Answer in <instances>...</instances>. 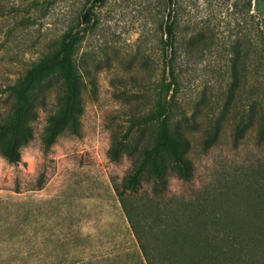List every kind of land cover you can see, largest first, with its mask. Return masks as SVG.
<instances>
[{
	"label": "rangeland",
	"instance_id": "obj_1",
	"mask_svg": "<svg viewBox=\"0 0 264 264\" xmlns=\"http://www.w3.org/2000/svg\"><path fill=\"white\" fill-rule=\"evenodd\" d=\"M252 11L241 0H0V114L7 85L68 31L83 105L79 130L44 146L56 79L20 160L0 156V264H148L115 190L133 160L109 151L133 112L162 102L190 139L193 174L170 170L164 190L144 180L127 195L151 263L264 264V86L251 71L231 77ZM167 18L179 48L166 42Z\"/></svg>",
	"mask_w": 264,
	"mask_h": 264
},
{
	"label": "trees",
	"instance_id": "obj_2",
	"mask_svg": "<svg viewBox=\"0 0 264 264\" xmlns=\"http://www.w3.org/2000/svg\"><path fill=\"white\" fill-rule=\"evenodd\" d=\"M92 1L101 3L104 0ZM167 1L168 4L173 2ZM241 1L243 7L253 10L250 16L254 36L252 40L246 29L235 40L231 61L232 82L247 81L251 71L255 81L264 86V0ZM82 15L85 21L91 20L89 11H84ZM176 26L175 20L167 18L163 28L166 42L171 47L174 45L175 49L181 46ZM75 42V34L66 32L56 49L49 50L7 85L11 106L4 114H0V156L7 161L20 160L21 147L34 133L33 121L37 116L38 100L45 101L47 91L51 89L49 86L56 79L60 80L61 89L57 94V107L49 114L44 126V146L49 147L65 131L75 133L79 130L83 105L80 72L74 59ZM237 129L242 130L243 127L240 125ZM126 133V140H113L109 154L112 159H118L115 150H121L132 158L133 167L124 176L121 185H115V190L147 262L152 264L143 239L145 223L135 219L127 195L139 191L144 180L152 182L154 192L164 190L170 170L181 178H190L193 174V163L188 154L190 139L181 130L177 120L173 122V116L163 102L153 109L133 112ZM256 194L263 199V191L257 189ZM226 236L229 241L236 240L230 232H226ZM193 249H197V246L194 245Z\"/></svg>",
	"mask_w": 264,
	"mask_h": 264
}]
</instances>
